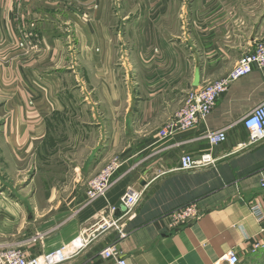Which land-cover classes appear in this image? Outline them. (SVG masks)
Returning a JSON list of instances; mask_svg holds the SVG:
<instances>
[{
	"label": "crops",
	"instance_id": "crops-1",
	"mask_svg": "<svg viewBox=\"0 0 264 264\" xmlns=\"http://www.w3.org/2000/svg\"><path fill=\"white\" fill-rule=\"evenodd\" d=\"M28 7L29 17L42 18L39 29L52 24L50 33L62 24L69 30L77 11L97 18L99 70L37 73L34 56L0 44V246L39 256L84 233L91 241L65 264H117L100 257L109 246L127 264H215L230 251L240 264H261L264 248L255 245L264 236L251 206L264 202V140L248 145L241 121L264 103V71L254 66L232 81L194 128L164 141L159 132L196 88L197 70L199 86L223 80L264 39V0H31ZM13 16L0 21L2 44ZM92 22L79 31H94ZM220 130L227 141L211 146L206 133ZM204 153L216 166L179 169L182 155ZM115 160L112 188L88 203L90 181ZM130 190L143 197L120 221L110 209ZM192 203L201 216L171 233L168 216ZM114 221L123 237L103 225ZM37 235L44 238L32 243Z\"/></svg>",
	"mask_w": 264,
	"mask_h": 264
},
{
	"label": "built area",
	"instance_id": "built-area-1",
	"mask_svg": "<svg viewBox=\"0 0 264 264\" xmlns=\"http://www.w3.org/2000/svg\"><path fill=\"white\" fill-rule=\"evenodd\" d=\"M21 47H24V44H21ZM254 66L264 71V39H261L256 44L252 53L244 55L238 61L227 78L216 82H209L192 89L187 95L184 106L176 114L175 120L160 130L161 139L163 141L167 140L178 131H188L200 122H204L215 108L219 97L228 90L230 83L251 73ZM241 123L249 136L248 145H254L263 141L264 103L247 114ZM205 138L211 146H218L227 141V132L225 130L207 132ZM209 166H216V160L211 153H204L199 157L184 154L180 158L179 169L182 171H195ZM119 167V162L115 160L90 181L87 191L88 203H93L107 195L113 186L112 177ZM261 175V186L264 188V170L261 172ZM142 197L143 193L141 191L130 190L121 198L119 205L112 207L110 210L112 213L121 210L122 216L120 221L124 218H130L135 208L141 202ZM251 214L260 226V234L264 236V202L262 204H253L251 206ZM200 216L201 212L195 203L179 208L168 216V229L171 233L178 232L185 225L196 221ZM117 222L119 221L111 222L110 225L104 222L103 225L104 227H116L123 237L125 235L124 231ZM93 234L94 232H90L89 235L93 236ZM43 238L44 235H37L31 239V242L37 243ZM90 241L89 236L86 237L84 233H81L75 242L39 256H30L19 247L0 246V264H65L77 257ZM261 248H264V242H257L255 249ZM100 257L104 261L114 258L117 260V264H127L125 259L117 255L113 246H109L100 252ZM240 262L239 255L235 251H230L215 262V264H240Z\"/></svg>",
	"mask_w": 264,
	"mask_h": 264
},
{
	"label": "rangeland",
	"instance_id": "rangeland-1",
	"mask_svg": "<svg viewBox=\"0 0 264 264\" xmlns=\"http://www.w3.org/2000/svg\"><path fill=\"white\" fill-rule=\"evenodd\" d=\"M7 1L8 0H0V21L2 19V24L5 25L4 19H6L7 16L9 18H12V15H14L13 17H16L13 19V22H15L14 28L12 27L14 32L10 31L8 41L3 44L1 42L4 40H1L3 39L4 33L0 29L1 48L5 47L9 42L11 45L8 46V48H19L18 52H20V54L24 56H34L36 60L32 65V70L36 71L37 73H43L46 71H56L63 73L75 72L78 76L84 74H87L88 76L92 72L99 70V64H97V62H99V30H97L98 27H96V25H99V20L97 18L91 15L85 17L84 13H79L77 11V15L71 17V28L69 30L66 28V31H64L62 24L60 28L57 26L55 27V33H50L52 24L45 26V28L49 29V31H43V29H39L38 25H36L38 20H42V18L37 19L32 14H30L31 17H29L27 8H30L28 6L30 5L31 0H18L16 2V6L13 3H11L10 6H7ZM58 2L59 3L55 4L54 12L55 15L60 18L61 16H59L58 12L64 8V6L61 5L62 2ZM50 3L52 4V2ZM75 3L77 2L72 1L73 5ZM46 4L47 2L41 5L43 8H45L47 7ZM50 9H52V7H50ZM60 20L63 23L64 18L61 17ZM92 20L93 22L90 25L95 26L94 29L92 27L94 31H79L80 24L88 25V23H90ZM108 21H112L111 17H109ZM12 28L10 30H13ZM83 28L90 29L89 26H84ZM64 43H67L68 46L65 49V53L63 54L62 45ZM21 44H24V47H21ZM57 44L60 45L59 48H61V52L58 50ZM55 49H57V53L54 52ZM58 53H60V58L58 60H54ZM63 56H68V59H63ZM83 60H85V62H83ZM43 64H46V66ZM74 83L78 85L80 84V80H77ZM38 90L43 92V89L41 88H38ZM33 105L34 98L29 102V106ZM3 116L4 111H1L0 109V122L3 119ZM2 134L3 133L0 127V136ZM1 168L2 167H0V180L3 178ZM1 183L3 182L1 181ZM261 264H264V260L261 262Z\"/></svg>",
	"mask_w": 264,
	"mask_h": 264
},
{
	"label": "water",
	"instance_id": "water-1",
	"mask_svg": "<svg viewBox=\"0 0 264 264\" xmlns=\"http://www.w3.org/2000/svg\"><path fill=\"white\" fill-rule=\"evenodd\" d=\"M199 81H200L199 70H197L196 74H195V80H194L193 86L194 87H198L199 86ZM141 185L144 186L145 182H141ZM117 212H118L117 215L121 214V210H118Z\"/></svg>",
	"mask_w": 264,
	"mask_h": 264
}]
</instances>
